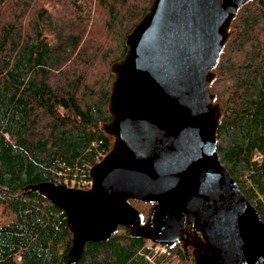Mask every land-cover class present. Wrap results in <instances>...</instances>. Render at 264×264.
I'll list each match as a JSON object with an SVG mask.
<instances>
[{
    "label": "trees",
    "instance_id": "trees-1",
    "mask_svg": "<svg viewBox=\"0 0 264 264\" xmlns=\"http://www.w3.org/2000/svg\"><path fill=\"white\" fill-rule=\"evenodd\" d=\"M152 1L0 0V264H67L65 212L25 188L91 180L114 142L103 129L111 67ZM230 32L211 85L217 151L264 221V0L245 4ZM131 204L147 220L153 205ZM161 249L119 227L73 264H193L181 242Z\"/></svg>",
    "mask_w": 264,
    "mask_h": 264
},
{
    "label": "water",
    "instance_id": "water-1",
    "mask_svg": "<svg viewBox=\"0 0 264 264\" xmlns=\"http://www.w3.org/2000/svg\"><path fill=\"white\" fill-rule=\"evenodd\" d=\"M249 1L153 0L127 36L103 126L114 142L91 167V186L25 188L65 212L67 264L119 227L166 248L181 242L193 264H264V221L219 158L222 111L211 91L231 24ZM132 200L153 205L147 220Z\"/></svg>",
    "mask_w": 264,
    "mask_h": 264
},
{
    "label": "built area",
    "instance_id": "built-area-1",
    "mask_svg": "<svg viewBox=\"0 0 264 264\" xmlns=\"http://www.w3.org/2000/svg\"><path fill=\"white\" fill-rule=\"evenodd\" d=\"M92 184V180H83L82 182H77L76 181H73L71 186H75V185H78L79 187L81 188H86L87 186H90ZM161 251H165V248H162Z\"/></svg>",
    "mask_w": 264,
    "mask_h": 264
},
{
    "label": "flooded vegetation",
    "instance_id": "flooded-vegetation-1",
    "mask_svg": "<svg viewBox=\"0 0 264 264\" xmlns=\"http://www.w3.org/2000/svg\"><path fill=\"white\" fill-rule=\"evenodd\" d=\"M185 248V247H184ZM188 249H190V248H188ZM191 251V250H190Z\"/></svg>",
    "mask_w": 264,
    "mask_h": 264
}]
</instances>
